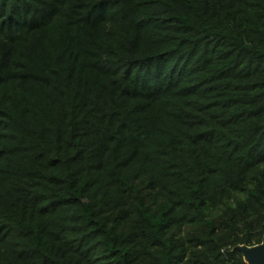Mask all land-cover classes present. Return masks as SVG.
Here are the masks:
<instances>
[{
	"label": "trees",
	"instance_id": "obj_1",
	"mask_svg": "<svg viewBox=\"0 0 264 264\" xmlns=\"http://www.w3.org/2000/svg\"><path fill=\"white\" fill-rule=\"evenodd\" d=\"M263 238L264 0H0V264Z\"/></svg>",
	"mask_w": 264,
	"mask_h": 264
},
{
	"label": "water",
	"instance_id": "obj_2",
	"mask_svg": "<svg viewBox=\"0 0 264 264\" xmlns=\"http://www.w3.org/2000/svg\"><path fill=\"white\" fill-rule=\"evenodd\" d=\"M238 249L242 252L248 264H264V238L256 245H239Z\"/></svg>",
	"mask_w": 264,
	"mask_h": 264
}]
</instances>
